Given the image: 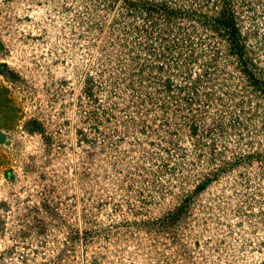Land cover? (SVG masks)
<instances>
[{"label": "rangeland", "instance_id": "obj_1", "mask_svg": "<svg viewBox=\"0 0 264 264\" xmlns=\"http://www.w3.org/2000/svg\"><path fill=\"white\" fill-rule=\"evenodd\" d=\"M0 131V264H264V0H0Z\"/></svg>", "mask_w": 264, "mask_h": 264}, {"label": "trees", "instance_id": "obj_2", "mask_svg": "<svg viewBox=\"0 0 264 264\" xmlns=\"http://www.w3.org/2000/svg\"><path fill=\"white\" fill-rule=\"evenodd\" d=\"M224 15H225V14H224ZM224 17H226V18H225V23H227V24H231V25H232V33H234V31H236L238 28H237L236 25L234 24L233 20H232V22L230 23L229 21H227V16L225 15ZM233 45H234V46H237L236 49H237V51H239V53L241 54V48H239L238 43L235 42ZM239 56H241V55H239ZM3 65H5V64H3ZM32 123H34V125L36 124V126H33V127L29 128V130L35 129L34 127H36V128L39 127V124H38V122H37L36 120H33Z\"/></svg>", "mask_w": 264, "mask_h": 264}, {"label": "water", "instance_id": "obj_3", "mask_svg": "<svg viewBox=\"0 0 264 264\" xmlns=\"http://www.w3.org/2000/svg\"><path fill=\"white\" fill-rule=\"evenodd\" d=\"M0 141H4V133L0 131Z\"/></svg>", "mask_w": 264, "mask_h": 264}]
</instances>
